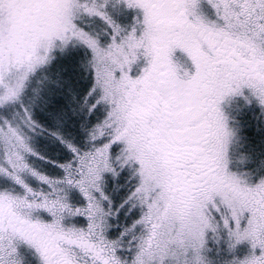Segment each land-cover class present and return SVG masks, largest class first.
Wrapping results in <instances>:
<instances>
[{
	"label": "snow or ice",
	"instance_id": "obj_1",
	"mask_svg": "<svg viewBox=\"0 0 264 264\" xmlns=\"http://www.w3.org/2000/svg\"><path fill=\"white\" fill-rule=\"evenodd\" d=\"M0 264H264V0H0Z\"/></svg>",
	"mask_w": 264,
	"mask_h": 264
}]
</instances>
